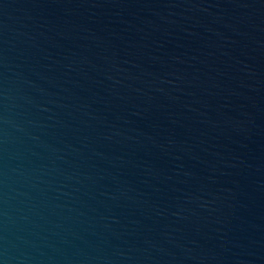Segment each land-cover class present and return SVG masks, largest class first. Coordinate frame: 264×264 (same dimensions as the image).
<instances>
[{"label":"water","instance_id":"obj_1","mask_svg":"<svg viewBox=\"0 0 264 264\" xmlns=\"http://www.w3.org/2000/svg\"><path fill=\"white\" fill-rule=\"evenodd\" d=\"M0 264H264V0H0Z\"/></svg>","mask_w":264,"mask_h":264}]
</instances>
